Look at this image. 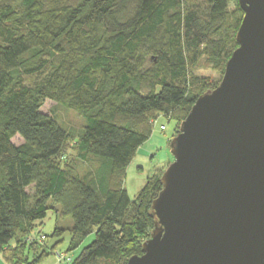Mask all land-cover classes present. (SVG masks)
Segmentation results:
<instances>
[{"label": "trees", "instance_id": "16d2710c", "mask_svg": "<svg viewBox=\"0 0 264 264\" xmlns=\"http://www.w3.org/2000/svg\"><path fill=\"white\" fill-rule=\"evenodd\" d=\"M241 19L227 0H0L5 264H27L29 252L43 249L46 236L39 241L34 231L49 210L70 220L53 232L67 231L68 253L79 250L70 264H126L141 255L160 177L148 178L131 200L125 170L157 118L180 125L194 101L215 88L191 71L203 62L223 73ZM47 100L84 120L76 157L100 162L89 179L64 164L68 135L41 112Z\"/></svg>", "mask_w": 264, "mask_h": 264}, {"label": "water", "instance_id": "95a60500", "mask_svg": "<svg viewBox=\"0 0 264 264\" xmlns=\"http://www.w3.org/2000/svg\"><path fill=\"white\" fill-rule=\"evenodd\" d=\"M237 5V47L169 142L153 227L126 264H264V0Z\"/></svg>", "mask_w": 264, "mask_h": 264}, {"label": "rangeland", "instance_id": "374dc122", "mask_svg": "<svg viewBox=\"0 0 264 264\" xmlns=\"http://www.w3.org/2000/svg\"><path fill=\"white\" fill-rule=\"evenodd\" d=\"M195 1L202 2L203 0ZM227 3L230 12H234L238 7L237 0H227ZM231 34V29H228V35ZM191 72L193 76L201 78L206 86L211 87H216L222 77L220 72L207 67L203 62H199L197 67ZM33 81V77L25 79V82L29 84ZM41 112L55 120L68 135L62 151L64 164L80 177L89 179L94 176L100 162L94 158L81 161L76 157L75 153L76 141L84 126L82 117L77 112L48 100L43 103ZM172 119V116L171 118L169 116L159 117L152 123L150 139L138 149L135 158L126 168L122 186L131 200L141 190L148 178L152 175L161 177L167 166L173 161L168 146L171 139L176 135L179 125L177 124L178 121L175 120L174 123ZM18 141L19 139L17 138L13 142L17 143ZM69 226V219H60L55 212L49 210L44 220L34 231V234L38 233L46 236L42 249L45 253L40 257L42 250L36 253L29 252L27 254V264H66L57 261L54 253L58 252L73 257L79 250L72 254L68 253L70 234L67 231L59 237H53V232L55 228L66 230ZM90 240L91 238H88L83 245L88 244Z\"/></svg>", "mask_w": 264, "mask_h": 264}, {"label": "built area", "instance_id": "2783aa9c", "mask_svg": "<svg viewBox=\"0 0 264 264\" xmlns=\"http://www.w3.org/2000/svg\"><path fill=\"white\" fill-rule=\"evenodd\" d=\"M29 240H32V239H29ZM33 240H37V239H33ZM38 240L39 241H44L45 237L43 235H40L38 237ZM54 256L57 259V261L63 262V263H66V264H70L72 259H73L72 256H66L65 254L58 253V252L54 253Z\"/></svg>", "mask_w": 264, "mask_h": 264}, {"label": "crops", "instance_id": "0c3cea01", "mask_svg": "<svg viewBox=\"0 0 264 264\" xmlns=\"http://www.w3.org/2000/svg\"><path fill=\"white\" fill-rule=\"evenodd\" d=\"M0 264H5V262L2 260L1 256H0Z\"/></svg>", "mask_w": 264, "mask_h": 264}, {"label": "bare ground", "instance_id": "6f19581e", "mask_svg": "<svg viewBox=\"0 0 264 264\" xmlns=\"http://www.w3.org/2000/svg\"><path fill=\"white\" fill-rule=\"evenodd\" d=\"M72 262V261H71Z\"/></svg>", "mask_w": 264, "mask_h": 264}]
</instances>
